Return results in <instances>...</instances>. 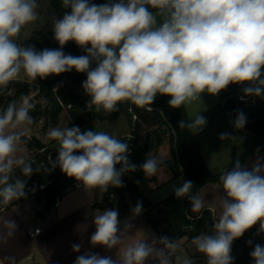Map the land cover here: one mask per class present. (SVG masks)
Wrapping results in <instances>:
<instances>
[{"label": "clouds", "instance_id": "clouds-1", "mask_svg": "<svg viewBox=\"0 0 264 264\" xmlns=\"http://www.w3.org/2000/svg\"><path fill=\"white\" fill-rule=\"evenodd\" d=\"M66 9L53 22V36L59 48L37 50L16 42L21 29L37 18L38 0H0V92L21 72L31 81L58 76L75 69L85 73L84 94L96 111L115 112L122 101L140 108L152 106L158 95L168 96L170 108L201 99L202 93L218 95L229 85H243L246 97L264 98V0H61ZM74 42L85 53L64 52ZM90 105H86L87 107ZM33 105L24 99L9 103L0 112V203L26 197L27 179L39 169L18 156L25 135L21 126L31 124ZM153 111L152 107H147ZM247 122L243 112L233 126ZM207 124L198 112L181 120L180 128L202 131ZM48 137L59 147L53 166L74 178L89 193L107 192L109 186H123L122 176L139 168L144 176L156 175L160 161L148 156L139 166L130 161L129 144L104 131H81L78 126L52 128ZM230 138L222 133L221 140ZM20 175L14 176L16 169ZM222 194L213 206V231L195 236L192 243L206 257V264H234L233 242L259 224L264 234V164L251 168L237 161L219 176ZM193 182L185 180L173 188L177 199L187 198L192 213H202L208 202L193 192ZM138 216L142 205L131 210ZM219 212L218 217L216 216ZM93 248L74 264H173L179 245L167 236L145 232L128 242L118 210L105 209L93 217ZM8 235L17 224L4 221ZM249 245L253 242L248 241ZM81 245L72 250L80 252ZM253 264H264V245L254 244ZM175 264H192L190 258L176 256Z\"/></svg>", "mask_w": 264, "mask_h": 264}, {"label": "crops", "instance_id": "crops-1", "mask_svg": "<svg viewBox=\"0 0 264 264\" xmlns=\"http://www.w3.org/2000/svg\"><path fill=\"white\" fill-rule=\"evenodd\" d=\"M242 88L243 85H230L215 96L202 93L201 99L184 105L190 120L198 112H201L207 119V124L202 131L192 130V133L198 141L201 155L207 167L212 172L222 174L227 169L230 170L237 161L248 168L257 162L264 164V126L258 127L250 121L251 126L245 124L241 129L235 128L233 122L237 115L225 106L231 96H234L236 104L239 102L237 96H244ZM236 89L237 93L234 94ZM249 98L251 100L253 97ZM251 101V104L255 103L254 99ZM253 116L264 120V98H261V109L258 116ZM125 121L128 125L127 128L119 135H113L114 137L130 135L131 126L126 117ZM57 126L47 128L46 133L43 134L39 131V126L31 125V131L25 135L27 137L34 136L47 144L51 141L47 133ZM222 133H229L230 138L221 140ZM145 140L146 136L143 134L141 142L144 143ZM149 144L151 149L148 156H154L161 162L159 170L156 175L147 178L139 168L138 171L141 175L140 185L146 190L151 202L157 203L174 194L173 188L185 181L186 178L182 173L177 174L168 166L177 160L175 145L170 141L168 133L163 136L159 144L153 139ZM18 149L20 156L26 159L28 153L26 145L21 143L18 145ZM221 188L220 182H210L196 190L208 201L205 204V210L213 206L218 207V194H222ZM102 197L103 192L99 189L87 193L78 182L77 185L64 191L50 210H45L43 196L35 195L33 192H26L25 198L4 204L0 210V261L5 264H74L76 257L86 251L98 252L101 255L114 254L106 252L99 246L93 248L90 244V236L95 231L93 217L105 210L95 206V203L100 202ZM128 202L129 209L119 217L127 241L133 242L136 239H141L145 232L157 237L154 228L146 223L143 211L138 216L132 214L131 210L134 207L131 206L129 199ZM186 213L191 219L198 218L202 214L192 213L190 203ZM211 214L213 216L212 212ZM218 215L217 211L216 216L218 217ZM10 219H13L17 224V229L12 235H8V229L4 226V221ZM258 227L259 224L252 228L258 229ZM36 228H39L40 231L32 236L31 233H34ZM192 240L182 238L176 242L179 247L172 255L173 264H175L176 256L181 259L190 258L192 264H206V257L197 251ZM236 242V250L231 254L235 258L234 264H239L237 250L242 245L245 251L247 244L243 243L241 239ZM74 244L81 245L80 252L72 250ZM247 259L249 260V258ZM249 262L251 264L250 260Z\"/></svg>", "mask_w": 264, "mask_h": 264}, {"label": "trees", "instance_id": "trees-1", "mask_svg": "<svg viewBox=\"0 0 264 264\" xmlns=\"http://www.w3.org/2000/svg\"><path fill=\"white\" fill-rule=\"evenodd\" d=\"M96 4L105 3V0H93ZM37 11L46 9L48 14L47 22L37 30H34L29 39L21 46H34L38 51L45 48L56 49L59 44L53 36V22L62 17L64 9L61 0H38ZM64 52L73 56L84 55L74 42H68L64 46ZM85 73H78L73 69L71 72L60 74L57 81L47 79H37L31 85L17 80L11 81L6 88L0 92V112L9 103H17L21 98H27L31 93H35L36 98L30 99L33 105L29 115L33 121L44 120L43 131L49 127L58 125L61 114L66 113L68 127H81L90 122L100 123L111 121L119 116H125L131 126L129 136H122L117 139L129 144L131 154L130 161L140 165L148 157L151 149L150 140L153 139L159 144L165 134H169L170 141L175 145L177 160L173 164H168L177 174H183L186 180L193 182V192L210 182H220V173L212 172L206 165L199 148L197 139L192 130L180 128L181 120L188 121V115L184 106L179 109L170 108L168 100L170 97L158 95L152 106L140 108L130 101H122L117 105L115 112H106L103 109L96 111L94 105H90V98L84 94L82 82L86 79ZM237 89L234 94H236ZM41 99V100H40ZM90 105V106H86ZM152 107L153 111L146 110ZM247 126L252 123L247 120ZM146 136L144 143L141 142L142 135ZM23 144L31 153L30 159L34 169L31 177L26 178V189H39L43 196L45 210H50L57 199L72 187L76 180L66 176L59 167L53 166L56 157L57 147L49 148L38 138L24 135ZM17 168L14 176H19ZM123 186L114 188L109 186L107 192H103L102 200L95 203L98 209L115 208L119 217L125 213L130 205L135 207L137 203L142 205L143 217L147 224L151 225L157 233V237L167 236L175 242L182 238L193 239L201 233L213 231V216L209 210L202 212L200 217L191 219L187 216L186 209L189 204L187 198L177 199L172 194L157 203L151 202L146 190L140 185L141 175L137 169L135 172H128L122 176ZM115 199V204L111 200ZM3 205L0 203V210ZM257 233V229L250 228V234ZM264 239V234H259ZM236 241L232 244V251L236 250ZM253 243L256 242L253 240ZM239 259V264H250L248 259Z\"/></svg>", "mask_w": 264, "mask_h": 264}, {"label": "rangeland", "instance_id": "rangeland-1", "mask_svg": "<svg viewBox=\"0 0 264 264\" xmlns=\"http://www.w3.org/2000/svg\"><path fill=\"white\" fill-rule=\"evenodd\" d=\"M48 20V14H47V11L46 9H44L43 11H37V18L35 21L29 23L28 25L24 26L18 37H16V42L21 45L23 42L27 41L30 37V35L32 34V32L34 30H37V29H40ZM60 75L58 76H49L48 78H46L47 80L49 81H57V79L59 78ZM17 81H20V82H23V83H28V84H35L36 81H31L28 77H26L23 72H21V74L15 79ZM230 86V85H229ZM36 98V95L35 93H31L27 98H21L18 100V102L16 103L17 106H19L22 101L24 99H27L28 101L30 99H34ZM254 99L255 103L251 104V100ZM251 100H249L248 102L242 104V103H237L241 109H243L244 111H246L247 113L249 114H252V115H256L258 116V112L260 111L261 109V98L259 97H253ZM41 100V99H40ZM35 123V124H34ZM43 123H44V120L41 119L40 121H33L31 123V125H36V126H39L38 128L40 129L39 131L43 132V134L46 133L47 130L43 131ZM31 125L30 124H25L22 127V129L24 130L25 134H27L28 132L31 131ZM127 123L125 121V117L124 116H120V117H117V119L113 122H110V121H104L100 124L98 123H95V122H91V123H88L86 125H83L81 127H79L81 129V131H86V130H95V131H104V132H107L109 133L110 135H119L120 133H122V131H124L126 128H127ZM65 127H68V122H67V119H66V113L63 112L61 114V118H60V122L58 124V126L56 128H65ZM51 141L49 143H47L46 145L49 147V148H54V147H59V144L57 141L55 140H52L50 139ZM20 151L18 149V152H17V155L20 156ZM30 155L31 153L28 151L27 153V156H26V161H28L30 159ZM41 188V187H40ZM40 188H35V189H32V190H28L27 192H33V194L35 195H39V189ZM2 204V203H1ZM4 205V204H2ZM238 239H241L244 242H246L247 246H246V249L244 251V248L243 246L241 245L240 246V249L237 250V256L238 258H242V259H247L249 258V260L251 261V264H253V261H252V258L250 256V252L252 251V247L250 248V246L252 245H249L248 246V241H252L254 240L256 242V244H261V245H264V239L258 235L257 233H254L253 235L250 234V230L246 231L244 233V235ZM236 239V240H238ZM235 240V241H236ZM253 242V241H252ZM244 245V244H243Z\"/></svg>", "mask_w": 264, "mask_h": 264}, {"label": "water", "instance_id": "water-1", "mask_svg": "<svg viewBox=\"0 0 264 264\" xmlns=\"http://www.w3.org/2000/svg\"><path fill=\"white\" fill-rule=\"evenodd\" d=\"M225 106L230 108L236 115L239 112H243L246 116V119L253 122L254 124H256L258 127H262L264 126V120L257 118L249 113H247L246 111H244L243 109H241L235 102L234 100V96H231L225 103ZM116 200L113 198L111 200V204H115ZM188 207V206H187Z\"/></svg>", "mask_w": 264, "mask_h": 264}, {"label": "built area", "instance_id": "built-area-1", "mask_svg": "<svg viewBox=\"0 0 264 264\" xmlns=\"http://www.w3.org/2000/svg\"><path fill=\"white\" fill-rule=\"evenodd\" d=\"M249 97H246V96H242V95H239V96H237V100L239 101V102H246V101H249ZM78 184V182L76 181L75 183H74V185H77ZM41 188H42V186H41ZM28 190H30V188H28ZM40 231V229L39 228H36L35 230H34V233H31V235L32 236H34L35 235V233H38ZM0 264H5L4 262H2V261H0Z\"/></svg>", "mask_w": 264, "mask_h": 264}]
</instances>
